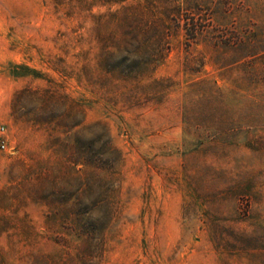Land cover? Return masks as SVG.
Masks as SVG:
<instances>
[{
    "label": "rangeland",
    "instance_id": "rangeland-1",
    "mask_svg": "<svg viewBox=\"0 0 264 264\" xmlns=\"http://www.w3.org/2000/svg\"><path fill=\"white\" fill-rule=\"evenodd\" d=\"M0 264H264V0H0Z\"/></svg>",
    "mask_w": 264,
    "mask_h": 264
}]
</instances>
